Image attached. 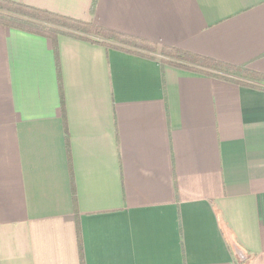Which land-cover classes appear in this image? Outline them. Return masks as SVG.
<instances>
[{
  "label": "crops",
  "instance_id": "1",
  "mask_svg": "<svg viewBox=\"0 0 264 264\" xmlns=\"http://www.w3.org/2000/svg\"><path fill=\"white\" fill-rule=\"evenodd\" d=\"M9 1L264 73V0ZM55 44L0 25V264H264V90Z\"/></svg>",
  "mask_w": 264,
  "mask_h": 264
},
{
  "label": "trees",
  "instance_id": "2",
  "mask_svg": "<svg viewBox=\"0 0 264 264\" xmlns=\"http://www.w3.org/2000/svg\"><path fill=\"white\" fill-rule=\"evenodd\" d=\"M95 4L96 0H92L91 12L94 11ZM0 25L49 38L55 49L56 38L62 34L98 42L106 47L118 48L125 52L137 53L149 58H156L154 54H158L162 57L159 59L161 66L168 63L184 69L212 75L239 85L264 90V87L253 84V82L264 83V73L254 72L248 69L246 64L237 66L227 64L180 48L159 45L91 22H83L9 0H0ZM86 35L93 36L95 40L88 38ZM77 234L80 245L78 227ZM237 264L247 263L245 260H237Z\"/></svg>",
  "mask_w": 264,
  "mask_h": 264
},
{
  "label": "rangeland",
  "instance_id": "3",
  "mask_svg": "<svg viewBox=\"0 0 264 264\" xmlns=\"http://www.w3.org/2000/svg\"><path fill=\"white\" fill-rule=\"evenodd\" d=\"M86 36L93 37V36H91V35H86ZM154 56H155L156 58H158V59H161V58H162V57H161L160 55H158V54H154Z\"/></svg>",
  "mask_w": 264,
  "mask_h": 264
}]
</instances>
